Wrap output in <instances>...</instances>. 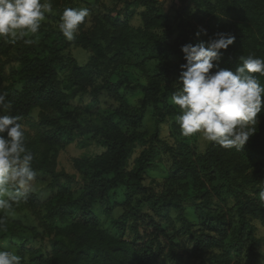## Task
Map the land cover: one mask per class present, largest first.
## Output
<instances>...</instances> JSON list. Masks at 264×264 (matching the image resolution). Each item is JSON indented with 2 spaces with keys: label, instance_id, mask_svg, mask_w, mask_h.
I'll return each instance as SVG.
<instances>
[{
  "label": "trees",
  "instance_id": "16d2710c",
  "mask_svg": "<svg viewBox=\"0 0 264 264\" xmlns=\"http://www.w3.org/2000/svg\"><path fill=\"white\" fill-rule=\"evenodd\" d=\"M165 1L121 0L119 7L113 8L115 15L95 20L92 27L86 28V20L79 25L70 43L61 38L60 31L42 23L37 33L43 34L44 40L39 44L25 43V37L15 43L0 38V92L7 93L6 102L11 103V108L0 114L20 117L25 146L34 156L31 166L35 180L46 179L52 191L43 203L30 191L26 200H20L45 231L42 242L49 243L46 251L41 245L33 247L40 237L34 229L22 235L18 222L4 219L0 225V239L9 238L21 264H154L162 257L179 258L183 264H243L246 258L252 264L257 257L261 241L254 233L255 223L264 227V205L257 195L264 188V107L257 123L251 125L254 134L240 149H225L211 142L206 152L199 153L186 137L173 147L167 146L173 161L168 197L159 196L146 185L144 177L156 168L160 155L158 125L167 117L181 114L169 100L177 93L173 81L179 78L180 65L186 63L182 45L207 46L218 32L233 36L234 43L221 50L212 72H235L240 56L264 58V0H193L195 10L202 15L190 12L192 0H170L182 3V10L195 22L192 26L178 14L181 19L177 30L163 13ZM50 2L55 11L50 17L57 22L65 8L79 9L84 8L81 3L86 4L84 0ZM134 21L138 24L133 25ZM196 26L207 30L200 42L195 39ZM52 33L58 38L48 44L45 41ZM68 44L89 52L84 66L63 53ZM12 51L16 69L6 74L7 61H2V56ZM130 57L136 58L133 66L142 73L152 67L145 83L127 78L97 81L103 73L113 76ZM168 58L179 60L170 70L163 64ZM167 75L172 79H166ZM254 75L264 85V75ZM122 89L141 93L134 113L121 97ZM85 97L90 101L84 108L68 109L75 100ZM103 97L115 106H108L100 114ZM147 110L153 111V133L143 129ZM34 112L36 124L32 122ZM82 112L91 117L85 120ZM28 122L27 130L24 125ZM85 136L104 150L86 162L91 174H81L82 185L73 190L71 185L77 184V179L58 171L57 157L65 145ZM119 187L125 189L126 200L121 204L124 212L110 219L117 230L115 235L100 228L95 209ZM191 191L195 194L189 196ZM228 197L233 200L232 206L227 205ZM186 203L191 204L196 222L186 217ZM150 204L158 211L168 212L170 207L178 210L176 220L181 226L175 233L189 236L190 248L173 243L162 220L145 209ZM104 214L110 215L108 208Z\"/></svg>",
  "mask_w": 264,
  "mask_h": 264
},
{
  "label": "clouds",
  "instance_id": "9594fccd",
  "mask_svg": "<svg viewBox=\"0 0 264 264\" xmlns=\"http://www.w3.org/2000/svg\"><path fill=\"white\" fill-rule=\"evenodd\" d=\"M53 11L50 0H0V38L12 43L28 33H37L46 13ZM90 15L87 8H65L58 28L69 41L78 26ZM197 37L207 35L198 26ZM230 34L218 32L207 46L182 45L186 63L181 64L179 82L182 89L171 97L181 114L176 124L183 136L202 133L203 138L225 149L242 148L254 134L251 125L257 123L264 107V85L254 74L264 75V58L254 54L239 57L235 72L220 69L212 72L221 50L234 43ZM25 43H31L26 40ZM7 93L0 92V112L11 108ZM19 116L0 114V210L7 212L13 204L27 199L36 173L32 168L33 153L25 146V133ZM264 205V188L258 193ZM4 218L0 217V225ZM0 264H21V258L10 251H0Z\"/></svg>",
  "mask_w": 264,
  "mask_h": 264
},
{
  "label": "rangeland",
  "instance_id": "374dc122",
  "mask_svg": "<svg viewBox=\"0 0 264 264\" xmlns=\"http://www.w3.org/2000/svg\"><path fill=\"white\" fill-rule=\"evenodd\" d=\"M85 3H81V5L84 6V8H87L89 10L90 15L86 18V28L92 27L95 24V20H101L103 16L111 14L115 15V11H113V8L119 7V4L121 0H100V3L94 4L93 0H84ZM182 3L178 4V1H170L166 0L165 4L163 6V13L170 18V24L173 29L177 30L178 24L180 22V15L184 17L185 20H188V22H191V25L194 26L195 22L191 19L190 13L183 11L181 7ZM193 0L189 2V9L191 13L196 12L199 15H202V11L195 10L196 8L193 5ZM92 9V10H91ZM97 9V10H95ZM51 15H55V11L53 10L51 13H46L45 14V19L41 22L42 25H48L51 28L56 29L57 31H60L58 28L59 22H57L54 18L50 17ZM138 22L134 21L133 25H137ZM195 29H198L196 26ZM61 38L64 36L60 32L59 34ZM58 34L55 36L54 33L50 35V38L46 40V43H51L52 40L55 38L57 40ZM204 35H201L197 37L195 35V39L199 40V42L203 39ZM44 35L40 33H28L25 38L27 40H30L33 43L39 44L42 42ZM65 38V37H64ZM66 41L69 43L72 41H69L65 38ZM67 46L65 51L63 53L67 54L68 56H72L77 64L79 66H84L89 58V52L83 50L80 47H76L74 45ZM38 55L43 56L45 53L38 52ZM14 56L15 53L9 52L7 55L2 56V61H7L6 66H5V73L9 74L12 73L15 69V63H14ZM136 58L130 57L127 59L125 62L124 66H120L116 72L113 74V76H110V73H103L99 78L98 82L103 83L105 81H113L116 82L119 80V78H127L130 82H141L145 83V80L147 78V73L152 74V67H150L146 74L138 71L137 69L134 68L133 64L135 62ZM150 62H146L147 65H149ZM179 60L178 59H166L164 60V65L167 66V69H172L174 65L178 64ZM63 74H61L62 76ZM167 78L172 77L170 75H167ZM174 78V77H173ZM170 83V82H169ZM173 84L176 86V94H179L181 89H182V84L179 82V79H175L173 81ZM4 85L2 86V88ZM1 88V90H2ZM120 95L121 97L126 101L128 108L132 110L134 113L137 111L139 107V100L141 99L142 95L139 91L137 92H127L124 89L120 90ZM90 99L89 98H83L82 100H75L68 109L72 110L74 107H79V108H84V106L89 103ZM169 103H171V100H169ZM174 105V104H172ZM108 106H115V104L106 99V98H101V104H100V110L98 112L100 114L103 113L105 108H108ZM176 106V105H175ZM176 108H179L176 106ZM83 118L85 120L89 119L91 115L89 113H84ZM93 113L94 110H93ZM96 114V113H95ZM32 122L33 124L37 123V112H34L32 114ZM176 117L170 118L167 117L166 120L158 125L159 127V136L160 144L157 145V148L159 150V157L156 162V168L152 170H148L145 174L144 177V182L146 185L149 187L153 188L155 192L161 197L167 196L168 192L170 191L169 184L167 183L170 181L172 174H173V161L167 151V146H175L176 141H181L182 137L185 138L180 132L179 126L176 124ZM117 123L120 125L121 123L117 121ZM143 129L148 131L149 133H153L156 125H155V120L153 116V111L147 110L144 113L143 116ZM123 124V123H122ZM126 124V123H125ZM123 124V127L126 125ZM30 127V122L26 123L24 125L25 129H29ZM67 136L64 138L66 141ZM188 141H190V144L193 145L196 150L199 153H204L206 152L207 148L209 147L210 143L209 141L205 140L203 138L202 133H196L192 136L186 137ZM86 143V145H82V143ZM104 149L97 145L95 142L89 139V137L85 136L83 139H77L74 143L65 145L64 148L59 152L58 157H57V163H58V171H64L67 174H73L75 175L77 179V184H72L71 188L73 190L78 189L81 187V174L85 175H90L91 170L90 168L87 167V161L92 160L95 156L99 155ZM138 153V152H137ZM60 182H63L61 180ZM220 182V180H219ZM217 184V183H216ZM168 187V189H167ZM30 192H34L37 194L40 202H45L52 194L51 189L48 186V181L46 179L42 180H34L31 182V188ZM195 192L191 191L189 193V196L194 195ZM169 196V195H168ZM167 196V197H168ZM126 200V195H125V189L123 187H119L116 189H113L112 191L109 192V195L106 200L102 202L101 205H98L97 208L95 209V214L97 215V218L99 220V226L101 229H104L106 231H109L111 234H117V230L111 225L110 219L111 218H117L119 217L125 210L124 207L121 206L123 202ZM233 200L231 197L227 198V205L232 206ZM110 212V215L107 217L104 214V210L107 209ZM146 210L150 209L152 212L157 215L162 221L163 228H165L168 231V235L172 237L173 243L180 247V248H190L191 243L189 241V236L185 235H176V231L180 229V223L176 220V216L178 214V210L175 209L174 207H170L169 211L167 212L165 209H160L159 211L157 210V206H153L150 204L149 206L145 207ZM2 213L1 215L6 221H13V222H18L20 227L23 228V231H19L20 234L25 235L26 233H29L31 229H34L39 235L38 241H35L33 244V247H39L40 245L45 247V251L48 249V242L43 243L42 241L46 239V233L43 231L42 226L39 224V221L35 216H33L28 210H26L21 202H16L13 204L12 208L9 209L7 212L1 210ZM185 213L186 217L192 221L196 222V215L193 213V208L191 204L186 203L185 204ZM167 220L172 221L170 225L168 224ZM256 229H255V235L258 236L260 239L261 243H259L258 248L256 249L257 252V257L253 259L252 264H264V227L261 226L259 223H255ZM150 230V229H148ZM148 232V231H147ZM43 239V240H42ZM0 251H10L13 254H15V249L12 245L9 243V238L6 237L5 239H0ZM183 260L176 258V259H167V258H157L154 264H183ZM192 264H198V262H194ZM243 264H251V261L247 263L246 258L243 260Z\"/></svg>",
  "mask_w": 264,
  "mask_h": 264
}]
</instances>
